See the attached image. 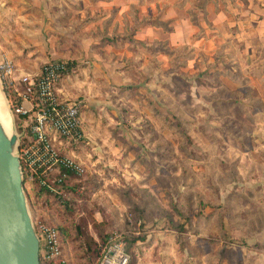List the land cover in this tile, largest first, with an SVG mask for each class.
Returning <instances> with one entry per match:
<instances>
[{"label": "rangeland", "instance_id": "374dc122", "mask_svg": "<svg viewBox=\"0 0 264 264\" xmlns=\"http://www.w3.org/2000/svg\"><path fill=\"white\" fill-rule=\"evenodd\" d=\"M207 2L0 0V59L74 61L82 103L83 170L58 192L23 174L46 264H264V0Z\"/></svg>", "mask_w": 264, "mask_h": 264}, {"label": "built area", "instance_id": "2783aa9c", "mask_svg": "<svg viewBox=\"0 0 264 264\" xmlns=\"http://www.w3.org/2000/svg\"><path fill=\"white\" fill-rule=\"evenodd\" d=\"M67 69L65 59L49 61L38 72L19 70L10 56L0 59V77L21 128L18 156L23 174L56 192L70 173L83 170L79 160L67 151V145L86 138L81 101L65 98L60 93L59 83ZM55 167L58 174L51 182L49 170ZM42 238L44 256L58 257L61 254L58 229L43 227ZM41 264H46L42 258Z\"/></svg>", "mask_w": 264, "mask_h": 264}, {"label": "water", "instance_id": "95a60500", "mask_svg": "<svg viewBox=\"0 0 264 264\" xmlns=\"http://www.w3.org/2000/svg\"><path fill=\"white\" fill-rule=\"evenodd\" d=\"M18 147V133L7 132L0 120V264H41L40 237L28 205Z\"/></svg>", "mask_w": 264, "mask_h": 264}, {"label": "crops", "instance_id": "0c3cea01", "mask_svg": "<svg viewBox=\"0 0 264 264\" xmlns=\"http://www.w3.org/2000/svg\"><path fill=\"white\" fill-rule=\"evenodd\" d=\"M215 2H217V0H208L207 2V6L209 5L208 3H212L214 6H215ZM185 9L187 8L186 6H184ZM182 9V8H181ZM177 6L175 5H169L168 7H166L165 9V18H170V17H173L175 15H181V14H174V12H180V10ZM184 9V8H183ZM182 9V10H183ZM263 9H264V6H263ZM218 11L217 14H221L224 12V9H216ZM187 16H182V19L183 20H179L178 23H181V21H185V23H190L188 19H185ZM142 27V26H141ZM145 28V32L146 34H150V35H154L157 33V30L162 28V26H157V25H154V24H149V25H144L143 26ZM141 28L140 30H138L137 32H142L144 28ZM146 36V35H145ZM183 37L185 38L186 35H183ZM262 128H264V124L261 125Z\"/></svg>", "mask_w": 264, "mask_h": 264}, {"label": "bare ground", "instance_id": "6f19581e", "mask_svg": "<svg viewBox=\"0 0 264 264\" xmlns=\"http://www.w3.org/2000/svg\"><path fill=\"white\" fill-rule=\"evenodd\" d=\"M0 120L4 125L7 132L11 133L13 130L12 126V113L10 111L9 105L5 99L4 93L0 86Z\"/></svg>", "mask_w": 264, "mask_h": 264}, {"label": "trees", "instance_id": "16d2710c", "mask_svg": "<svg viewBox=\"0 0 264 264\" xmlns=\"http://www.w3.org/2000/svg\"><path fill=\"white\" fill-rule=\"evenodd\" d=\"M75 63H74V61H71V60H68V69H67V71H65V74H67L70 70H71V68H72V66L74 65ZM71 174V173H70ZM47 188V187H46ZM48 189V188H47ZM49 190V189H48ZM50 191V190H49ZM62 231L64 232V229L62 228Z\"/></svg>", "mask_w": 264, "mask_h": 264}]
</instances>
